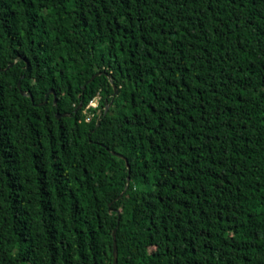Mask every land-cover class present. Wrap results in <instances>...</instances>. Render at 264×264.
<instances>
[{
  "label": "trees",
  "instance_id": "16d2710c",
  "mask_svg": "<svg viewBox=\"0 0 264 264\" xmlns=\"http://www.w3.org/2000/svg\"><path fill=\"white\" fill-rule=\"evenodd\" d=\"M117 229L119 264H264V0H0V264Z\"/></svg>",
  "mask_w": 264,
  "mask_h": 264
},
{
  "label": "water",
  "instance_id": "95a60500",
  "mask_svg": "<svg viewBox=\"0 0 264 264\" xmlns=\"http://www.w3.org/2000/svg\"><path fill=\"white\" fill-rule=\"evenodd\" d=\"M100 74H102V72H98L97 74H95L94 76H92V78L89 80V82L90 81H92V80H94L95 79V77L96 76H98V75H100ZM113 86H114V89H115V94H116V96H117V94H118V88H117V86L115 85V83L113 82ZM20 88H22V84L20 83ZM24 94L25 95H28V93H26V92H24ZM50 95H54L55 96V104H57V97H56V95H55V91L54 90H51L50 91V93L47 95V100H46V102L43 104V105H45L46 103H47V101H48V98H49V96ZM82 105H83V103H80V105H79V107H78V109L76 110V112H78V110L82 107ZM108 109L109 108H107V111H108ZM58 119H60L61 117H66V115H60V114H58ZM99 126V125H98ZM117 155V154H116ZM117 156H119V157H121V158H125L123 155H117ZM126 159V158H125ZM129 185H130V183L128 184V186H127V188H129ZM124 195V194H123ZM123 195H121L120 196V198H122L123 197ZM120 198H118V199H120ZM113 204V203H112ZM117 232H118V229L116 230V232H115V241H116V263L115 264H119V253H118V245H117Z\"/></svg>",
  "mask_w": 264,
  "mask_h": 264
},
{
  "label": "built area",
  "instance_id": "2783aa9c",
  "mask_svg": "<svg viewBox=\"0 0 264 264\" xmlns=\"http://www.w3.org/2000/svg\"><path fill=\"white\" fill-rule=\"evenodd\" d=\"M99 99H100V97H96L94 100L91 101V103H90L89 106L98 107V105H99Z\"/></svg>",
  "mask_w": 264,
  "mask_h": 264
},
{
  "label": "rangeland",
  "instance_id": "374dc122",
  "mask_svg": "<svg viewBox=\"0 0 264 264\" xmlns=\"http://www.w3.org/2000/svg\"><path fill=\"white\" fill-rule=\"evenodd\" d=\"M151 111L153 110V106L151 107V109H150Z\"/></svg>",
  "mask_w": 264,
  "mask_h": 264
}]
</instances>
